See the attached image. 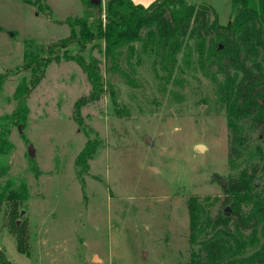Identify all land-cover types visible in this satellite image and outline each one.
I'll list each match as a JSON object with an SVG mask.
<instances>
[{"label":"rangeland","instance_id":"374dc122","mask_svg":"<svg viewBox=\"0 0 264 264\" xmlns=\"http://www.w3.org/2000/svg\"><path fill=\"white\" fill-rule=\"evenodd\" d=\"M93 1L0 0V131L7 130L11 143L8 153L0 152V184L25 182L28 190L18 219L2 207L0 264H190L199 245L190 240L189 201L197 199L214 216L229 208L223 202L231 178L264 167V132L251 130L246 121L241 127L247 142L231 167L228 106L213 79L215 69L201 65L202 42L195 36L180 50L173 77L163 74L151 44L136 43L131 58L124 49L125 78L111 71L103 40L71 44L70 54L99 61L106 83L101 98L81 109V123L75 103L89 95L91 84L66 59L48 66L28 98L24 123L5 118L17 108L16 87L29 77L18 72L26 43L50 45L69 37L70 16L91 23L101 10L105 21L108 0ZM184 1L210 6L221 26L230 24L232 0ZM88 140L97 150L80 175L75 162ZM255 183L263 188L262 172ZM16 226L24 232V253ZM258 231V244L246 255L264 244V228Z\"/></svg>","mask_w":264,"mask_h":264},{"label":"trees","instance_id":"16d2710c","mask_svg":"<svg viewBox=\"0 0 264 264\" xmlns=\"http://www.w3.org/2000/svg\"><path fill=\"white\" fill-rule=\"evenodd\" d=\"M23 1L30 4V0ZM99 13V18L91 23L86 18L68 17L65 23L71 29L70 35L56 43H26L23 65L18 72H28L29 77H24L15 89L17 108L5 117L8 122L19 124L28 119V98L45 78L48 66L66 59L76 62L91 84L89 95L80 97L75 103V120L81 123V109L101 98L106 83L99 61L87 60L80 53L70 54L71 44L83 46L103 40L105 56L112 60L111 71L119 72L123 78L127 76L120 67L124 49H128L131 58L136 43L151 44L161 71L173 77L180 50L189 36H195L202 42L199 48L201 65L208 63L216 75L222 76L221 81L216 75L213 79L222 102L228 106L229 162L235 168L234 162L242 157L247 142L241 123L246 121L251 130L264 132V0H232L231 20L227 26L219 24L210 6L191 5L184 0H157L149 8L133 0H108L105 21L101 10ZM4 83L5 76L0 75V90ZM7 136V130L0 131L2 154L11 150ZM96 150L97 143L88 140L75 162L80 175L88 171ZM260 172L264 174V167L246 168L238 177L230 179L224 188L227 197L223 202L229 205L230 211L226 208L212 216L197 199L189 201L190 240L199 245L190 264H264V244L246 255L249 248L258 244V228H264V186L259 189L255 183ZM27 199L25 182L17 186L12 181L0 184V216L2 207L7 205L12 220L18 219L22 213L19 207ZM15 228L19 231L17 247L24 253L23 229Z\"/></svg>","mask_w":264,"mask_h":264},{"label":"water","instance_id":"95a60500","mask_svg":"<svg viewBox=\"0 0 264 264\" xmlns=\"http://www.w3.org/2000/svg\"><path fill=\"white\" fill-rule=\"evenodd\" d=\"M93 2H94L95 4H99V3H100V0H94ZM19 128H20V130H22V126H21V125H20ZM145 141H146L147 144L153 145V141H152V139H151L149 136H147V137L145 138ZM204 148H205V146H203V145H198V146H197V149H199L200 151H203ZM29 153H30V156H31V157L34 156V149H33L32 145L29 146ZM152 169H154V170L156 171L155 168H152ZM224 186H225V183H224ZM227 211H230V209L227 208Z\"/></svg>","mask_w":264,"mask_h":264},{"label":"crops","instance_id":"0c3cea01","mask_svg":"<svg viewBox=\"0 0 264 264\" xmlns=\"http://www.w3.org/2000/svg\"><path fill=\"white\" fill-rule=\"evenodd\" d=\"M136 4L142 5V6H148L155 2L156 0H133Z\"/></svg>","mask_w":264,"mask_h":264}]
</instances>
